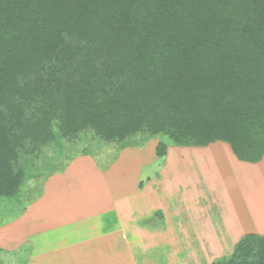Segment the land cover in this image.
<instances>
[{
    "label": "trees",
    "instance_id": "16d2710c",
    "mask_svg": "<svg viewBox=\"0 0 264 264\" xmlns=\"http://www.w3.org/2000/svg\"><path fill=\"white\" fill-rule=\"evenodd\" d=\"M55 117L63 137L164 133L261 161L264 0H0V198L21 191L19 151L57 141ZM213 264H264V235Z\"/></svg>",
    "mask_w": 264,
    "mask_h": 264
},
{
    "label": "rangeland",
    "instance_id": "374dc122",
    "mask_svg": "<svg viewBox=\"0 0 264 264\" xmlns=\"http://www.w3.org/2000/svg\"><path fill=\"white\" fill-rule=\"evenodd\" d=\"M58 123L59 119L55 117L53 128L58 135L57 141L39 145L29 143L19 151L17 164L25 173L21 191L17 198H0V264H47L45 255L50 257L53 250L55 253L66 246L64 243H61V248L56 245L57 241H63L60 232L76 245L71 252H83V245H79L83 238L86 241L102 239L97 237L102 231L100 227L106 223L107 227H116L117 221L112 212L121 211L125 203L122 213L127 216V228L124 230L127 232L122 241H133L129 246L124 243L123 248H113L106 259L117 257L122 251V257L155 260L149 264H213L220 258L233 255L239 242L232 249L219 251L212 258L207 256L208 249L199 248L196 244L194 247L193 242H189L193 239L198 221H204L200 216L193 220L190 217L196 215L194 204L196 200L204 202L208 194V184L204 179L203 183L196 184L200 188L198 190L188 183L193 175L186 173L182 162L190 159L184 157V153L191 154L190 150L185 151V147L189 146L174 143L164 133L151 135L138 132L125 140L104 141L88 128L63 137ZM152 141L156 148L159 143L164 145L163 156L156 152L158 160L153 161L151 152H148L150 146L146 145ZM161 166H166L163 173ZM151 179L154 190L146 187ZM251 181L254 197L263 195L264 171L259 169L257 179ZM239 186L242 187L241 184ZM237 193L243 202L249 203L245 189ZM123 195L127 201H122ZM152 208L156 209L153 213L155 217L149 216L145 221ZM159 208L170 214L164 230L156 231V225L155 234L142 230L148 223L151 228L152 221H161L162 211ZM51 210L59 215L42 220ZM172 215H175L174 218ZM133 222H136L135 227L141 234L139 240L132 236ZM42 227L47 229V241L41 238ZM209 231L212 229L202 230V233ZM49 239H52L50 244ZM155 240L162 246H156ZM42 241L45 243L41 245ZM90 248L86 249L84 253L88 254L84 257L94 259L99 250ZM81 257L76 264H88V260ZM105 263L109 264L106 260ZM111 264H117V261L113 259Z\"/></svg>",
    "mask_w": 264,
    "mask_h": 264
},
{
    "label": "crops",
    "instance_id": "0c3cea01",
    "mask_svg": "<svg viewBox=\"0 0 264 264\" xmlns=\"http://www.w3.org/2000/svg\"><path fill=\"white\" fill-rule=\"evenodd\" d=\"M146 145L150 146L148 152H151L150 156L152 161L158 160V158L156 159V146H153V141L147 143ZM185 148V151H191V154L184 153V157L186 156L190 159L182 162L184 169L187 171L186 173L193 175V179H188V183H190L191 186H194L196 190L200 189L199 187H196V184H200L203 179L204 182L208 184L207 198L204 200V202L202 200H196L194 204L196 207V215L190 216L192 220L197 219L198 216L203 217L204 221H198L197 228H194L195 231H193L194 234H192L193 239L189 242H193L194 247L196 244L199 248L201 246L205 249H208L207 256L208 258H212L214 257V255H217L219 251L232 249L248 233L264 235V194H261L260 196L258 195L259 197L257 196L256 198L254 197L253 191L251 190V180L257 179V173H259V169H261V172L264 171V157L259 162H248L240 160L233 152L229 143L220 140L205 146H189ZM137 150L139 149L137 148ZM144 150L145 149L143 148L142 152H144ZM139 152L140 150L138 151V153ZM169 156L170 155H168V157ZM161 167L162 168L160 169L163 173L166 169V166ZM152 180L153 179L148 181V184L146 185L148 190H154L155 188L151 186ZM239 184H241L242 187L239 186ZM253 186L256 188L254 184ZM143 189H145V186ZM240 189H245L247 191L249 195V201H247L249 203L246 204L245 202H243L242 197L237 193L240 191ZM121 198H123L122 201L128 200L125 199V195H123ZM126 204L127 203L122 205L121 211L117 210V212L115 211V213L112 212L117 221L116 227H107V223L100 227L102 228V231H99L100 233L97 237H100L102 239H100L99 241H97V239H90V241H86L83 238V242L79 244L83 245V252H71L70 250L73 249L76 245L72 244V242L67 239V237H64L63 233L60 232V236L63 241H57L56 245L60 246L59 248H61V243H64L66 244V246L64 248L62 247L60 250H56L55 253L53 250V252L50 254V257H48V255H45V257H47V259H45V263L76 264V260H80L82 259L81 256L84 257L86 254H88L84 252L91 246L93 247L90 249L95 250L97 248V250H99V253L94 259L84 257V259L88 260V264H106L105 260L106 262H109V264H111L113 259L117 261V264L154 263L155 260H152L150 258H138V256L122 257V251L121 255H116V250L115 255L117 257L110 256V259H106V256L109 255V252H112L111 250L113 248H123L124 243L125 246H129L131 241H133L128 239L122 241L125 236L124 234H126L127 232H124V230H126L127 228V226L125 225V218H127V216L123 215L124 211H122L124 205ZM53 211L54 210H51L49 213H46L45 217H43L42 220H46V218H49L50 216L54 217L59 215L58 213L55 215ZM155 211L156 209L152 208V211H149L147 216L145 217V221L149 216L150 218H154L155 216L153 217V213ZM161 215V221H152L151 228L148 223L147 227H142V230H147L148 232H151V234H155V225L158 227L156 231L159 232L164 230V225L170 218V214L168 213V211H162ZM174 216L175 215H172V218H174ZM179 221L182 220L179 219ZM156 223H159L161 226ZM135 225L136 222H133L131 228L132 236L139 240L141 234L137 231V227H135ZM54 229H56V227H54ZM201 229L203 231L212 229V231L202 233ZM68 233L69 232H66V234ZM47 235V229L42 227L41 238L47 241ZM42 243L44 244L45 241H42L40 244L42 245ZM50 243H52V239L48 240V244ZM142 243L149 246L151 244H147L145 242ZM155 243L158 247L159 245L162 246V244H159V241L155 240ZM79 245H77V247Z\"/></svg>",
    "mask_w": 264,
    "mask_h": 264
}]
</instances>
